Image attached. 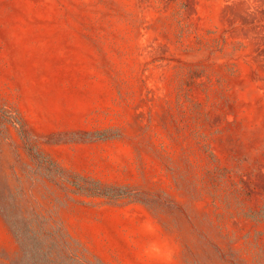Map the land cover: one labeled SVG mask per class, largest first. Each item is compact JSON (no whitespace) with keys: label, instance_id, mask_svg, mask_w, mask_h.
Listing matches in <instances>:
<instances>
[{"label":"rangeland","instance_id":"374dc122","mask_svg":"<svg viewBox=\"0 0 264 264\" xmlns=\"http://www.w3.org/2000/svg\"><path fill=\"white\" fill-rule=\"evenodd\" d=\"M33 213L79 264H264V0H0V264Z\"/></svg>","mask_w":264,"mask_h":264},{"label":"trees","instance_id":"16d2710c","mask_svg":"<svg viewBox=\"0 0 264 264\" xmlns=\"http://www.w3.org/2000/svg\"><path fill=\"white\" fill-rule=\"evenodd\" d=\"M22 129L24 127L22 125ZM38 222L29 223L23 229L14 226L17 238L23 244L20 258L30 260L33 252L42 254L41 260L44 264H79L81 258L74 244L69 239L63 226L50 219H46L33 213ZM54 221V222H53ZM52 223V224H51ZM33 240H37L38 251L30 246Z\"/></svg>","mask_w":264,"mask_h":264},{"label":"clouds","instance_id":"9594fccd","mask_svg":"<svg viewBox=\"0 0 264 264\" xmlns=\"http://www.w3.org/2000/svg\"><path fill=\"white\" fill-rule=\"evenodd\" d=\"M156 251H157V252H159V251H160V249H159V248H157V249H156ZM169 259H171V257H170V256H169Z\"/></svg>","mask_w":264,"mask_h":264}]
</instances>
